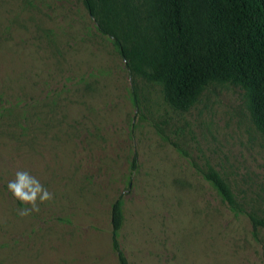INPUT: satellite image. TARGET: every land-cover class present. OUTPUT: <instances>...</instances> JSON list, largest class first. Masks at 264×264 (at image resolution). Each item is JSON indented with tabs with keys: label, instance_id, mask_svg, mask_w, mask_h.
Segmentation results:
<instances>
[{
	"label": "rangeland",
	"instance_id": "374dc122",
	"mask_svg": "<svg viewBox=\"0 0 264 264\" xmlns=\"http://www.w3.org/2000/svg\"><path fill=\"white\" fill-rule=\"evenodd\" d=\"M245 92L215 83L175 110L82 0H0V264H121L120 197L127 264H264L248 215L264 213V138ZM18 171L50 194L26 216L7 188Z\"/></svg>",
	"mask_w": 264,
	"mask_h": 264
},
{
	"label": "trees",
	"instance_id": "16d2710c",
	"mask_svg": "<svg viewBox=\"0 0 264 264\" xmlns=\"http://www.w3.org/2000/svg\"><path fill=\"white\" fill-rule=\"evenodd\" d=\"M82 1L131 78L160 85L164 101L183 112L212 84L240 85L264 138V0ZM201 174L232 210H243L218 171L208 167ZM122 205L120 197L112 206V238L120 263L127 264L117 238ZM248 215L255 231L264 227V213Z\"/></svg>",
	"mask_w": 264,
	"mask_h": 264
},
{
	"label": "clouds",
	"instance_id": "9594fccd",
	"mask_svg": "<svg viewBox=\"0 0 264 264\" xmlns=\"http://www.w3.org/2000/svg\"><path fill=\"white\" fill-rule=\"evenodd\" d=\"M7 188L24 205L19 209V214L22 216L38 210L37 199L43 202L50 198L48 191L43 189L34 178L29 177L26 172L18 171L16 179L10 180Z\"/></svg>",
	"mask_w": 264,
	"mask_h": 264
}]
</instances>
